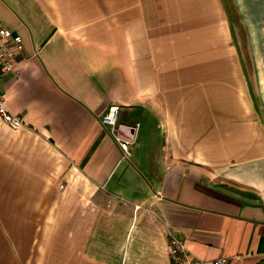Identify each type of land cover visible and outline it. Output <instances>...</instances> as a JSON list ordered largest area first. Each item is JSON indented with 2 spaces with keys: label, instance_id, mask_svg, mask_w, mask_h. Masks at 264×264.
I'll return each mask as SVG.
<instances>
[{
  "label": "crops",
  "instance_id": "obj_1",
  "mask_svg": "<svg viewBox=\"0 0 264 264\" xmlns=\"http://www.w3.org/2000/svg\"><path fill=\"white\" fill-rule=\"evenodd\" d=\"M0 264H264V0H0ZM139 123L125 160L101 117Z\"/></svg>",
  "mask_w": 264,
  "mask_h": 264
},
{
  "label": "built area",
  "instance_id": "obj_2",
  "mask_svg": "<svg viewBox=\"0 0 264 264\" xmlns=\"http://www.w3.org/2000/svg\"><path fill=\"white\" fill-rule=\"evenodd\" d=\"M25 45L19 35H14L11 30L0 23V80L6 73L17 71V55L24 51ZM120 106H111L101 117L102 123L109 128L113 139L119 144L123 151L122 158H131V146L136 141L139 123L125 125L119 122ZM0 120L13 128L23 125V119L8 111L4 104L3 96L0 94ZM170 248L172 264H229L230 258L219 256L214 259H201L197 257L186 245L185 242L173 235H170Z\"/></svg>",
  "mask_w": 264,
  "mask_h": 264
}]
</instances>
